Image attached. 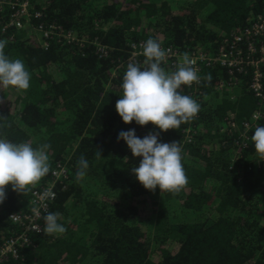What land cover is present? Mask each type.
I'll return each mask as SVG.
<instances>
[{"label":"trees","instance_id":"trees-1","mask_svg":"<svg viewBox=\"0 0 264 264\" xmlns=\"http://www.w3.org/2000/svg\"><path fill=\"white\" fill-rule=\"evenodd\" d=\"M129 1L145 2L123 8ZM28 2L29 17L15 16L20 7L9 0L0 4L5 54L21 59L30 73L28 90L0 88V135L34 148L49 144L51 170L30 191L7 187L0 203V243L16 228L9 215L29 211L31 191L49 186L58 164L64 174L40 223L43 227L47 212H58L66 232L31 234L35 248L22 249L18 260L5 264H264V167L257 168L245 151L231 168L232 140L226 137L223 147L218 133L226 114L236 113L240 120L252 111L248 89L229 100L216 89L224 70L212 65L201 70L199 113L179 129L161 132L149 123L137 133L140 125L124 123L115 110L132 44L153 38L181 54H215L223 36L264 11V0H192L184 13L169 0ZM98 45L105 46L104 55ZM144 59L139 53L133 62L143 68ZM162 67L175 70L166 63ZM208 74L210 83L204 79ZM187 92L182 85L181 93ZM187 127L195 133L181 153L186 187L178 194L145 189L131 172L141 158L132 156L118 134L135 129L143 138L159 132L160 142L179 143ZM81 156L89 168L77 180ZM135 201L156 205L139 229Z\"/></svg>","mask_w":264,"mask_h":264},{"label":"clouds","instance_id":"clouds-1","mask_svg":"<svg viewBox=\"0 0 264 264\" xmlns=\"http://www.w3.org/2000/svg\"><path fill=\"white\" fill-rule=\"evenodd\" d=\"M6 44V40H0V88L26 91L30 87V73L21 59H10L5 54ZM142 47L143 68L140 63L127 65L121 84L123 94L116 101L115 110L126 124L132 121L140 126L151 123L161 132L179 129L200 111V104L195 99L181 93L182 85L201 82L195 61L184 53L175 70L166 71L162 63L167 60V52L161 42L148 38ZM204 79L210 83L211 74ZM158 137L159 132H150L139 138L134 129H129L121 131L117 140L125 141L132 156L141 158L131 172L145 189L155 191L158 187L160 192L178 194L188 183L182 164V148L178 141L165 143ZM251 140L258 160H264V126L255 128ZM49 148L47 143L34 148L30 142L16 143L0 135V203L6 199L9 185L13 191L24 193L50 172ZM97 156L101 157L99 151ZM78 166L76 178L81 180L89 168L88 161L81 156ZM60 215L47 212L42 230L39 226L37 230L50 236L63 235L66 228L58 222Z\"/></svg>","mask_w":264,"mask_h":264},{"label":"built area","instance_id":"built-area-1","mask_svg":"<svg viewBox=\"0 0 264 264\" xmlns=\"http://www.w3.org/2000/svg\"><path fill=\"white\" fill-rule=\"evenodd\" d=\"M9 3L20 7L19 11L15 12V16L29 17L28 0H21L18 3L9 0ZM40 14V12L35 11V15ZM47 32L44 33L45 36L49 34ZM67 36L70 37V33H67ZM143 44L144 42H139L137 45L132 44L127 65L135 61L136 56L143 52ZM162 48L167 52L165 63L175 67L183 54L172 46ZM188 55L195 61V67L201 78L200 71L202 67L219 65L224 70V74L220 75V79H218L216 89L221 94L223 93L225 97L227 96L229 100H234L239 96L244 86L248 89L255 101L252 111L246 118L240 120L236 119V113L226 114L223 118L224 124H220L218 127V133L222 135L221 144L223 147H226L227 138L232 140L233 157L230 160L233 163L230 165L231 168L237 159H242L245 151H247L249 158L254 161L257 168L264 167V160H258L259 157L255 152L254 144L250 145L251 135L249 132L257 126H264V11L254 16L241 30L223 36L215 54L199 50L191 51ZM201 83L202 79L199 84L194 82L191 86H186L190 92L189 96L195 99L200 107L202 104L201 95L203 94L200 89ZM193 133H195V130L192 128L183 129V139L179 142L181 148H183L185 142L192 140ZM250 146L254 151L248 150ZM57 167L61 168V165L58 164ZM60 172L58 173L54 168L50 185L31 191L28 212H13L9 215V219L15 224L16 228L0 243V264H5L9 259H18L20 250L31 245L29 236L32 233L42 232L38 231L37 227L39 226L41 230L43 228L40 220L47 211L49 202L55 196L53 186L64 174L63 168Z\"/></svg>","mask_w":264,"mask_h":264},{"label":"rangeland","instance_id":"rangeland-1","mask_svg":"<svg viewBox=\"0 0 264 264\" xmlns=\"http://www.w3.org/2000/svg\"><path fill=\"white\" fill-rule=\"evenodd\" d=\"M190 1H192V0H169V3L173 4L174 6H176L175 9H174L176 12L184 13L186 11V6L189 4ZM144 2H142V1H138V2L137 1H129L126 4H123L122 7L123 8H126V5H127V7H131V8H134L136 6H143V3ZM143 130L144 129H142V126L136 127V132L137 133L138 132H143ZM200 152H201L202 155L203 154H205V155L207 154L206 151L203 150V149H201ZM196 159H198L199 161H203L201 158H199L197 156H196ZM61 168H59V167L56 168V170L58 171V173H61L60 172L61 171ZM122 203L124 204L125 207L128 204L127 201H123ZM132 205H134V206L137 205L136 212H135V215H137V217H134V220L135 221H140V223H137L136 224V228L139 229L141 226H144V224L147 223V222H145V220L147 218L146 216H148V214L150 212V209L155 210L156 205L155 204H152V202H151V204H148V205H140L139 202H136V201L134 203H132ZM146 230H147V234H149L150 228H148ZM143 233H145V231ZM85 262H86L85 264L90 263L89 260H86Z\"/></svg>","mask_w":264,"mask_h":264},{"label":"water","instance_id":"water-1","mask_svg":"<svg viewBox=\"0 0 264 264\" xmlns=\"http://www.w3.org/2000/svg\"><path fill=\"white\" fill-rule=\"evenodd\" d=\"M71 40H77L78 41V39L77 38H74V37H72V34L70 33V37H69ZM81 42V41H80ZM98 49L100 50V51H102L103 52V55H104V53H105V51H106V48H105V46H103V45H98ZM130 58V56L128 57V59ZM173 68H175L174 66H173ZM203 68V67H202ZM202 68H201V70H202ZM200 75H201V71H200ZM202 76V75H201ZM186 87V86H185ZM189 90H188V92H187V95L189 96ZM53 171V170H52ZM42 233V232H41ZM41 233H38V234H41ZM33 234V233H32ZM29 241L31 242V245L33 244L32 243V240H31V236H29ZM30 246V245H29ZM28 247V246H27ZM27 247H24V248H27ZM24 248H22V249H24ZM22 249L20 250V256H21V252H22ZM20 256H19V258H20ZM18 258V259H19ZM18 259H12V260H18ZM9 260H11V259H9ZM8 260V261H9Z\"/></svg>","mask_w":264,"mask_h":264},{"label":"flooded vegetation","instance_id":"flooded-vegetation-1","mask_svg":"<svg viewBox=\"0 0 264 264\" xmlns=\"http://www.w3.org/2000/svg\"><path fill=\"white\" fill-rule=\"evenodd\" d=\"M31 246H32L31 248H35V245L34 244H32Z\"/></svg>","mask_w":264,"mask_h":264}]
</instances>
